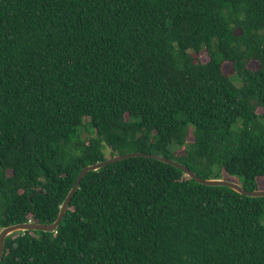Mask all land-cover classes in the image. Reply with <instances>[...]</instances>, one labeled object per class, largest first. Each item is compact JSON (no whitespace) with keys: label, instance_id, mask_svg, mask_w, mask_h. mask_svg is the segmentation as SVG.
<instances>
[{"label":"trees","instance_id":"obj_1","mask_svg":"<svg viewBox=\"0 0 264 264\" xmlns=\"http://www.w3.org/2000/svg\"><path fill=\"white\" fill-rule=\"evenodd\" d=\"M134 152L264 190V0H0V232ZM0 264H264V197L126 159Z\"/></svg>","mask_w":264,"mask_h":264},{"label":"water","instance_id":"obj_2","mask_svg":"<svg viewBox=\"0 0 264 264\" xmlns=\"http://www.w3.org/2000/svg\"><path fill=\"white\" fill-rule=\"evenodd\" d=\"M136 157H147V158H152L155 160H158L160 162H163L165 164L171 165L185 173V175L193 180H195L197 183L205 186H211V187H227L230 188L237 193L251 197V198H261L264 197V190H257V191H248L246 190L240 183L235 182V181H230L227 179H204L200 177L197 173L194 171L190 170L187 166L183 165L182 163L171 160L159 155H154V154H146L142 152H134V153H129V154H124V155H118L115 157H112L110 159H107L103 162H99L94 165L86 166L83 168V170L80 172L78 175V178L67 195L64 203L61 206L59 215L57 220L52 223V224H43V223H34V222H28V223H23V224H17V225H12L9 227L4 228L0 232V263L3 259L4 252H5V245H6V239L10 235L17 233V232H26V231H41V232H55L59 228L61 222L63 221L70 204L77 193L78 189L80 188V185L85 178V176L92 171H97L99 169H102L104 167H107L111 164L130 159V158H136Z\"/></svg>","mask_w":264,"mask_h":264},{"label":"rangeland","instance_id":"obj_3","mask_svg":"<svg viewBox=\"0 0 264 264\" xmlns=\"http://www.w3.org/2000/svg\"><path fill=\"white\" fill-rule=\"evenodd\" d=\"M200 57H201V59H202L203 62H207L208 59H209V58H208V54L205 53V52H204L203 54H201ZM257 66H258L257 63H252V64H251V67H252V68H257ZM226 72H227L228 74H230L231 77H232V79H233V81H234L236 84L239 85V82H241V81L238 80V78L236 77V75H232V71H231V69H230L229 67L226 68ZM82 136H83L84 138L87 137V136H88L87 132H84V133L82 134ZM192 140H193V138L190 137V138H189V142H192ZM107 146H108V147L105 148V151H106V153H109L110 148H109V145H108V144H107ZM183 153H184V149H183V150H178V151H176V154H183ZM226 179H227V180H230V181H235V182L238 181V179H237L236 177H233V176H228ZM263 186H264V185H263ZM262 188L264 189V187H262Z\"/></svg>","mask_w":264,"mask_h":264}]
</instances>
